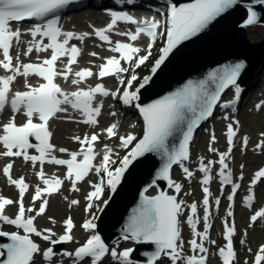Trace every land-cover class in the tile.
<instances>
[{
	"label": "snow or ice",
	"instance_id": "obj_1",
	"mask_svg": "<svg viewBox=\"0 0 264 264\" xmlns=\"http://www.w3.org/2000/svg\"><path fill=\"white\" fill-rule=\"evenodd\" d=\"M134 2V0H128ZM239 0H194V3L176 6L173 4L170 8V27L166 29V46L160 52V58L156 61L153 71L158 69L169 54L183 41H186L202 30H204L209 23L215 20L222 13L226 12ZM257 3L264 6V0H256ZM72 3V0H0V53L3 59H0V67H2L10 75L0 76V113L6 111L9 107L12 115L7 123L0 125V146L5 151L0 153L4 157H22L25 161L33 164L51 163L54 165L66 166L67 173L65 179L73 182V190L75 183L83 180L88 173L94 168V160L97 153L94 150V144L99 139L98 134L93 133L91 136L85 135L83 138L77 136L74 139L81 145L79 151L70 153V159H59L52 156L51 153L55 151L54 145L50 142L52 133L49 131V121L57 117L58 113H67L68 108L63 105H69L71 109L80 112L84 119L82 123L88 125H96L98 123L97 117L101 113V107L94 106L96 97L98 95L108 97H119L120 93L110 92L103 84H98L95 87L88 89H78L71 93L64 92L61 87L55 82L57 77L68 80L69 75L72 74V65L77 63L78 56L81 50L73 45L68 47L69 42L73 39L84 40L88 34L76 35L71 31L64 32L58 24V18L46 19L50 15L56 13L59 9ZM249 25L256 22L257 12L252 6L247 8ZM110 23L105 28L96 29L95 36L99 40L112 44L110 33L118 22H124L136 25L135 32H122L120 35L127 36L131 41H137L141 34H145L151 38L152 42L157 39V29L160 27V22L152 19L145 20L143 23L138 22L133 16L123 11H112L110 13ZM26 20L46 21L44 23H35L33 26L25 31L20 28L13 30L11 28L12 22H23ZM27 33L33 40L29 42V46L25 51V55H30L35 49L38 52H47L51 50L50 58H45L40 63H26L13 64V57L10 55L14 42H19L21 37ZM163 35V33H161ZM37 37L41 39L36 40ZM61 37L63 39L61 40ZM50 41L45 44L44 39ZM151 43L149 44L148 54L144 56H137L141 51L140 48L135 47L132 43L116 42L111 51L118 53L119 58L112 56L106 59V62L100 66L98 73L99 78H104L111 75H119L128 72L129 69L121 66V60L128 64H133L139 67L144 64L151 55ZM96 56V53H91ZM62 57H68V64L62 69L58 70L56 65ZM19 60V55L17 56ZM244 65L237 63L224 70L222 76L213 74L210 80L217 82L215 91H209L206 88L207 81H201L199 85L189 84L185 88L173 93L172 95L157 100L142 107L140 104L134 106L139 109L143 115L145 122V131L142 139L135 143L130 150L129 155L123 157L121 166L114 171L110 170L108 165L111 162V149L105 146L106 151L102 157V164L96 168V171L107 173V185L114 192L118 183L127 171L129 165L139 157L146 153H157L163 160V166L159 170L157 179L168 181L169 186L173 187L177 193L181 191L182 186L179 183H174L170 178V170L173 165H180L183 167L184 173L188 178H192L194 173L184 166V161L190 157V143L193 139L194 130L200 123L212 116L214 107L219 101L221 92L229 86L236 85L237 79L241 74ZM77 79L73 80V84H79L84 80L93 76L90 69H82L74 73ZM36 76L44 82L38 86L26 83L24 86L27 90L15 91L11 98L9 93L12 92V85L17 82V77L28 78ZM145 78L144 83L140 85L143 88L148 83ZM137 80L136 75H132L127 81V89L122 93V102L124 105H133V102L139 100V89L135 91L130 90L133 81ZM124 84L123 79L120 80ZM241 92L240 87L236 86V99H239ZM234 103V102H233ZM223 107L228 108L230 105L225 103ZM257 107H260L259 105ZM191 115H188V114ZM17 114H22L25 117V122L17 124ZM115 115V113H112ZM227 118V117H225ZM34 120L38 122H34ZM236 124L239 122L236 121ZM185 126V127H182ZM107 136L112 138L117 135V125L112 124L105 129ZM180 133V142L178 144H171L169 140L175 133ZM237 131L234 130L233 125L227 126V142L229 145L228 151L219 154L218 163L220 165L219 176L222 177L223 184L232 185L233 192L229 196V200H233L236 190L240 188L239 184L234 183L231 171H228L229 165L227 157L232 152V146ZM264 135V134H262ZM30 138H34L36 143H33ZM122 145L127 148L133 144L137 138L134 135H127L126 137H119ZM215 136H212V142H215ZM248 139L245 137L243 146L246 148ZM30 149H35L37 155L29 154ZM256 149H264V140L256 145ZM60 152H67V149H59ZM209 151L216 152L214 148H209ZM82 156V160L78 157ZM215 162L209 161L207 164L201 158L199 171L203 173L201 183L204 185L203 192L205 197L203 205L205 207V214L202 220L207 225L205 231L198 230L201 218L197 215V205L193 203L190 205L191 215L187 218V223L191 226L194 238L188 242L194 255L184 257L183 242L181 238V230L179 227V216L181 215L182 201H177L175 195H167L161 192L155 197L145 196L140 208L134 212L128 224L124 229L125 240L131 238L137 243H150L155 245V250L148 256L147 264H163V258L167 257L171 264H177L182 261L183 264H207L208 249L203 243L198 242V239L208 240V230L211 224L208 223L210 212L209 196L211 195L208 185L212 181L211 167ZM243 167V166H241ZM13 164L9 163L3 168V174L8 181L18 187L19 200L14 202L10 198L0 196V221L8 225H13L16 228L22 229L26 235H21L18 232L8 233L0 230V236L9 237L12 243L2 245L7 249L6 264H35V257L40 254L41 257L47 261H51L57 254L54 252L55 245L72 242V230L74 224L71 218L65 221V233L54 239L56 233L51 229L38 230L35 225V216H25L24 195L28 190L29 185L25 183L23 177L14 179L11 175ZM40 179L45 185L44 188L37 187L33 196V203L40 200L44 195H51L60 190L63 180L60 178H45L43 169L38 173ZM243 177H241L242 179ZM264 182V169L258 170L252 180V187L254 188L258 183ZM104 186L103 182L94 185V190L87 196V200L93 201L99 199ZM255 199L254 193L247 196L249 206ZM18 203V213L14 218H10L5 214L6 206H11ZM76 200L72 204H78ZM215 204L219 206L220 200L216 199ZM48 200L43 199L38 211L34 208H28V212L36 211V215H42L46 211ZM88 209L93 205L90 203ZM232 215V213H229ZM250 220L255 224L258 220H264V208L256 211L250 217ZM225 225V239L226 244L218 250L219 256L222 258V264H234L237 254L233 246V236L235 233V226ZM86 230H93L96 224L93 220H89L83 224ZM31 234L40 237L43 241L48 242L50 247L42 250L31 238ZM212 243H215L213 241ZM133 249L128 248L122 252H117L115 249L110 250L108 245L104 242L98 234H92L86 242L75 249L73 252H64L63 255L74 257V264L84 262L85 258H90V264H106L105 258L111 257L120 261V264H134L130 259ZM251 251V249H249ZM0 255H3L0 252ZM247 264V261L245 262ZM253 264H264V245L260 246L255 254Z\"/></svg>",
	"mask_w": 264,
	"mask_h": 264
},
{
	"label": "water",
	"instance_id": "obj_2",
	"mask_svg": "<svg viewBox=\"0 0 264 264\" xmlns=\"http://www.w3.org/2000/svg\"><path fill=\"white\" fill-rule=\"evenodd\" d=\"M173 1L178 7L194 3V0ZM249 6L257 12L256 22L251 25L247 23ZM259 24H264V6L256 0H239L196 36L173 49L164 63L152 72L148 83L139 90V104L142 107L147 106L189 84L199 85L201 81L208 82L206 88L210 92L215 91L217 82L211 81L210 77L213 74L222 76L226 68L237 63L244 65L237 79V84H241L246 73L254 65H258L259 54L264 50V40L252 43L247 36L248 29ZM179 142L180 133L177 132L170 138L169 143L171 145ZM162 166L163 160L157 153H146L129 165L99 220L100 235L107 245L123 238L126 225L140 208L146 192L152 186L156 185L162 192H166L168 181L157 179ZM154 250L155 245L140 243L133 258L143 261L142 257L148 258Z\"/></svg>",
	"mask_w": 264,
	"mask_h": 264
},
{
	"label": "bare ground",
	"instance_id": "obj_3",
	"mask_svg": "<svg viewBox=\"0 0 264 264\" xmlns=\"http://www.w3.org/2000/svg\"><path fill=\"white\" fill-rule=\"evenodd\" d=\"M257 33L258 32H255V34H254V37L255 38H257L258 37V35H257ZM257 36V37H256ZM261 36V35H260ZM252 39H255V38H253V37H251ZM115 79L114 78H110V79H108L107 80V82H108V84H113V81H114ZM248 123H249V125H250V128H252V131H249V130H247V131H249L250 133H253V132H255V129L257 130V128L260 126V125H264V111L259 115V116H257V117H252V116H249V121H248ZM58 124V123H57ZM67 126H70V125H67V124H58V128H57V131H60V130H62V129H68V127ZM56 137H58V133H57V135H56ZM202 138H205V135L204 136H202ZM201 138V139H202ZM201 139H200V141H199V144H200V142H201ZM58 142H61V144L60 145H62V146H65V143H66V141H62V140H59L58 139ZM29 178H30V180H31V184L32 185H38L39 184V181H37V180H35L32 176H29ZM0 191L1 192H14V193H17V189L16 188H14V187H12V186H8L7 185V182L3 179V177H1L0 176ZM55 198H56V196L55 197H53L52 199H53V205L54 206H56V204L58 203L59 204V202H57V201H54L55 200ZM58 207V206H57ZM63 209H65V207H59L58 208V211L57 212H55V215L57 216V215H62L61 213H63L64 212V210ZM239 215H240V213H239ZM58 226H60L59 224H58ZM259 234V231L256 233V235H258ZM42 245L43 246H46L47 245V242H43L42 243Z\"/></svg>",
	"mask_w": 264,
	"mask_h": 264
},
{
	"label": "rangeland",
	"instance_id": "obj_4",
	"mask_svg": "<svg viewBox=\"0 0 264 264\" xmlns=\"http://www.w3.org/2000/svg\"><path fill=\"white\" fill-rule=\"evenodd\" d=\"M255 32H258V33H257L258 37L256 36L257 38L254 37ZM248 33H249V36H250V40H251L252 42H254V43H259V42H261L262 39L264 38V26H254V27H252V28L249 29ZM260 35H261V36H260ZM251 37H253V38H255V39H252ZM228 92H229V89L226 90V94H225V95H227ZM251 110H252V109H251ZM245 118H246V121L248 122V121H249V117H248V115H246V116L244 117V120H245ZM245 125H246L247 130L252 131V128H250V125H249V124H245ZM255 131H256V134H258L259 132H263V131H264V125H260V126L257 128V130L255 129ZM67 141H69V140H67ZM70 144H71V141L68 142L66 146H69ZM196 151H197V153H199L200 150L198 151V150L196 149ZM176 177L181 179V175H180L179 173L176 174ZM66 197H67V195H66V196L63 195V196L58 197L57 199H58L59 201H61V202H64V201L67 199ZM80 212H81V209H80V208H77V209H76V217L79 218V219H81V218L83 217V216L80 214ZM66 213H67V211L64 209V212H63L62 215L60 216V219H63V218L65 217ZM51 215L55 216V212H54V210L51 211ZM117 244H118V243H117Z\"/></svg>",
	"mask_w": 264,
	"mask_h": 264
}]
</instances>
